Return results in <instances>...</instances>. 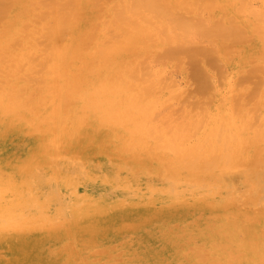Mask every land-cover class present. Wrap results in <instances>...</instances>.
<instances>
[{
  "label": "bare ground",
  "instance_id": "bare-ground-1",
  "mask_svg": "<svg viewBox=\"0 0 264 264\" xmlns=\"http://www.w3.org/2000/svg\"><path fill=\"white\" fill-rule=\"evenodd\" d=\"M37 1L39 3L36 1L33 3L32 0L31 3L34 4L32 5L26 0H0V56L11 58L14 56V49L16 48H23L25 50L29 48L32 50L34 47H36V42L37 46L39 43L40 46L47 44V46L45 45L46 47H37L40 50L39 53H41L42 57L43 55H46L45 52L47 50V62L45 61L39 63L42 57L37 59L34 56V52L33 56L35 59H32L35 60V62L32 61V59L27 58V56L26 58L32 61V64L33 62L36 63V65L46 63L45 65L42 64L45 66V68L41 65L44 71L38 68L40 74L42 75L41 79L44 80L46 77L48 83L47 91L44 93L45 96H41L40 99H46L48 98L47 96L50 97V100L46 102L44 101L47 104L43 105V107L41 106V109H43L48 114L46 115V121L45 119L41 121L40 119L42 118L39 119V121L43 124H45L43 121L48 122V126L42 128L40 127L44 137L41 138V141L39 140V143L37 142L38 140H36L33 142L36 144L30 145V143L29 145L26 144L27 146H25L23 144H14L15 142L12 143V141L9 140L8 134H10L13 129L17 131V127L15 126L17 123H14V121L17 120L15 119L16 116L14 117V114L24 110H29L30 113L32 110H30L31 107H37L33 105L36 102H33L32 98H35V96L38 94L34 96L36 93H34L32 90L34 94L31 91L30 94L32 93L31 96L33 97L29 96V99L26 102H19L20 98L24 95V93H21L22 96L19 95V91L22 86L19 88V90H17L16 87L13 90L10 89L9 93L8 91H3V93L0 92V121L3 123L2 128H4L0 129V264H91L92 262L89 260V252L93 254L96 252V250L93 253L90 250L97 244L99 245L102 242L108 241L111 235H116L119 237L122 236V238L125 239L124 241L126 245L131 249L130 251H132L138 258L137 264H264V200L262 201L260 197V192L264 191V148H262L264 146L262 144V146H260L261 149L257 148L256 146L258 145L257 143H263L262 141L264 140V128L262 126L264 124H260L264 121V89L261 91L262 89L260 90L259 88H253L255 84L256 86L257 84L261 83L263 85L264 82V9H261L260 7L253 8V4L250 3H253V1L248 2L249 0H237L240 3L242 2V5L246 4L244 5L247 8L246 10L252 12L253 14L251 13L249 15L238 16L237 18H235V16L232 14V16H229L231 17L230 19L227 16L228 8H226V12L221 10V13H223V15L225 14L224 17H228L229 19H222L221 17H223V15L221 17H215L214 11V13L212 12L214 15L210 13V15L207 16L205 13L207 10L211 12L212 9H220L222 4L217 0H129L128 3H125L124 9L121 8L122 10L120 12L114 10L113 13L112 11V13L115 14V19H112L114 23L112 20L110 21L109 19H106V23L108 22L109 24H107L108 27L106 28L103 26L106 24L104 23L105 18L103 19L104 22L103 20L101 21V23H104H102L103 25L101 24V26L105 27L106 29H110L109 26H111L112 30H114V28L117 30L112 33L115 36L113 35V37H111L109 34L110 39L108 37V39H106L107 42L108 40H111L112 43L110 42L108 45L107 42L105 43L106 40L103 41L101 39L100 41H102L103 45L99 48L97 46L92 48L91 45H93L97 39H93L91 37L88 38V36H90L88 33L93 29V32H95L98 27L100 28V22L98 23L99 26L96 28L95 26L88 27L91 20L89 21L84 17V14L86 13L85 8L88 7V1L64 0L63 2H59V0H54L55 4L52 3L53 0ZM55 1H57V3ZM227 1L229 3V0ZM259 1L264 4V0ZM26 2L30 3L33 7L38 3L35 7L36 9H38L41 5L46 6V11L40 7L38 13L32 7L31 8L35 11L34 13L32 12V9H29L32 13L30 16L34 14L37 15L36 17H41H38L37 19L33 15L35 20L34 18H29L32 22H30V20L26 21L30 25L26 22H23V15L26 13L25 11H29L25 10L27 6ZM48 3L57 5V8L56 6L51 7L52 4L49 5ZM225 3L226 2H223L222 8L224 7ZM62 4L64 9L69 6L68 9H71V11L69 12L67 9H65V13L62 11L64 13L63 14L60 11L63 9ZM71 4L73 5V8L75 5L76 9H72ZM231 4L232 3L230 2V5ZM99 5L98 6L100 8L103 4ZM203 5L208 7L205 8ZM13 7L15 9H13ZM51 8H53L52 11L54 8H56L57 11L50 12ZM181 9H184L185 12H180ZM242 9L245 10L244 7ZM176 10H178V12H173ZM241 11L242 10H240V12ZM248 11L247 14L249 13ZM45 12L49 13L46 14ZM29 13H26L25 15L27 16ZM188 13H193V15L189 17ZM110 14L107 13L105 15L106 17H109ZM91 15H89V17ZM98 15L99 14L97 13L96 16L98 17ZM51 16H53L54 20L53 18L51 19ZM232 17L234 18L232 19ZM44 18H48L46 19L47 24L45 21L43 23L41 22L42 19L45 20ZM49 18L52 22L49 21ZM93 18L95 17L93 16ZM101 18L102 17L99 19L101 20ZM36 20L38 21L39 26L41 25L40 28H38V25V27H36ZM158 20H160V22L164 21L163 25L156 24L155 26V28H158L157 30H159L158 33L160 36H158V38H162L161 40L164 42L163 37L166 35L168 37L166 41L170 42L168 40H171L173 43L171 42V46L168 47L163 45L166 46L165 49L163 47L164 51L159 47L157 51L160 52V50H162L163 53L161 51L162 54L160 56L157 54V57H154L155 59L153 58L152 61L150 60L152 62V65L150 64V66L147 64V60H149V56H147V47V57L145 56L146 61L145 58H143V61L146 63H139L141 60L138 61L139 64L133 62L134 60L132 61L131 57L137 53L135 46L139 41H142V36H144V33H142L141 30L147 31L149 27H147L145 24L151 23L152 25H155L153 21ZM31 23L35 24L33 25ZM91 23L93 24V22ZM96 23L97 22L95 21V24ZM30 26L38 28V30L35 28L34 30L32 29L33 31L37 32H35L37 35H34L35 33L33 32V34L31 32L32 30L30 29L32 27ZM28 28L30 29L28 30ZM41 29H46L44 30V32L46 31V34L42 32ZM24 31L25 35L27 34V37H24ZM150 31L148 30L147 32ZM20 32L24 36L20 34ZM39 32L41 33V36H39ZM115 32L116 34L118 33L117 35H119L118 39H116L117 35ZM153 33L155 32H152V34ZM18 34L20 36L22 35L24 38L18 39ZM162 34L164 36H162ZM42 36L45 40L42 38V40L39 39ZM95 36V38H97V35ZM152 36L154 37L155 34ZM152 36L150 35L148 37L150 40L152 39L153 42L154 40L156 41L157 37L154 39ZM26 38L28 41L29 39L34 40H31L32 43H30V41L27 42L28 45H31V47L26 45ZM113 39L116 42H114ZM144 40L146 41V39ZM100 41H97V45L100 43ZM143 43L148 44V41H143ZM154 47L155 46H153V48ZM137 48L140 49L139 47ZM41 49L44 50V53L41 51ZM29 53L30 52L26 53V55H30ZM153 54L155 55L156 53H152V55ZM35 55L41 56L40 54ZM152 55H150V59ZM1 57L0 59H3ZM19 57L17 56V58ZM141 57L142 56H140V58ZM10 58L6 59L8 60ZM13 58L11 60H13ZM15 58L13 60L14 62H20L19 64H22L23 61L21 62ZM26 58H24L25 62ZM184 58H186V60L187 58L188 60L190 59L189 61L192 62L194 67L193 77L195 81H193L197 83V89L194 88L196 89V94H194L195 91H193L194 93L191 92L190 94L188 92L187 94H193L191 98L195 96L193 97L194 99L197 98V92L202 94V92L208 90L205 88H207V84L209 82L210 85L213 82V86L215 85L216 87L218 84L222 85L220 84L222 83V78L220 80V77L218 76L224 77L226 79V75L228 73L227 70L223 71L220 69L219 74L217 72V74H204L206 69H204V72L202 71L203 65L201 67L202 69L200 68L202 63H204V65L206 64L207 67L212 69L214 68L213 70L219 69V66H222L223 64L224 66L222 68L224 69L226 64L227 68L230 67L229 73H233L232 76H228V80L232 79L229 80L231 81V84H234L233 81L235 77L238 79L240 74L242 76L244 75V73H239V75H237V73L234 71V69L240 68L239 64L243 66L253 63V66H251L252 69H250V67L247 71V67L245 68L248 72H245V74L247 73L246 77L245 75L240 77V79H244L241 81L239 79L240 82L236 79V83L238 82L237 84L239 86H241V84H245V86L248 87L250 84H252L251 86H253V89L251 88L252 90H250L249 86V92H246L248 90L245 91L244 89L243 92L245 93L243 94V92H240V94L237 91L239 88H233V90L236 89L238 92L235 93L238 95L240 94L241 96H238V98L237 95L235 96V94L232 92L234 100L232 99L231 101H233V103L235 102V105L232 106V104H229V108L226 107L225 109L224 107L223 112H221L222 110L220 108L222 105L219 106V110H221L219 112H221L223 115H217L219 117L225 118L224 120L227 122L222 121L223 123H232L235 121L233 118V116H235L233 112L240 108L242 111V108L244 107L246 112H243L242 116H244V114L247 115V119L245 122H243L240 117L241 115L239 116L237 114L238 117H240L239 120L241 119L242 121V123L239 121L242 124V127L240 126V123H238V127L234 122V125L229 124L231 127H228L229 125L223 126L222 123H219L220 126L217 128L218 125L216 124L218 122L214 124L213 127L216 128L209 130L208 133L212 132L210 135L216 137L217 141H220L222 134L225 135L228 134V132L230 133V138L227 137L228 135H222L225 138L222 137L223 139H221V143L218 142V145L221 144L220 146L215 143V140L212 141L209 138L210 135L207 137V139H210V141L216 144H214V147L218 146L217 148H213V146L210 147L211 142L207 141V139L203 137L202 139L200 138L201 140L197 141L198 143L190 142V138H192L193 134L196 135L198 130L202 131V127L198 126L199 121L197 118L194 119L198 121L197 123L196 121H193V124H190L188 127L183 126V132L179 130L181 131L179 133L171 132L172 128L170 130V126L172 125L169 124V129H167V126L164 125V128H166L168 131H165L163 126H161L164 129V133L159 131L161 132V137L159 138L160 141L156 139L159 143L157 142L155 144L156 149H153L154 153L143 152L142 149L146 150L147 146H145L144 137H142V134L148 121H153L149 117L152 111V98L155 97L157 92H160L164 87L165 88L163 90H166V88L171 83L170 80L173 79L176 81V85L179 83V80L174 79L173 74H179L178 71L181 69L178 66H181V64H175V66H177L174 67V69L177 68L178 71L176 72V70L172 69L174 71L172 74L173 76L171 75L172 72H168V74H166L167 76L170 75L169 78L172 76L170 79L168 78V82H165L166 75L161 73V76L164 75V83L161 81L162 78L159 80L161 76L158 77L159 79H156L157 77L155 75L157 72V75H159V73L163 71L162 69H165L163 66H166V62L168 60L183 59V61H185ZM219 59L221 62H219ZM260 59L261 62L257 63V61H260ZM37 60H39V62ZM171 60L169 62H171ZM150 61H148V63ZM217 62L222 64L218 65ZM7 63L3 64V71L5 70L4 68L7 67L6 70L11 72V70H13L12 67L16 66L15 64L10 63V67L12 68L10 69L9 64ZM26 63L29 65V62ZM175 63L178 62L175 61ZM6 64L8 66H6ZM24 66L25 64L23 67ZM157 66L159 69L160 66L163 67L160 69L161 71ZM27 67L30 69L31 67L33 68V66ZM1 68L2 67H0V70H2ZM21 68H19L18 65V67L15 69L19 71V73L17 71L15 72H17V74H21ZM186 68L187 67H185V69ZM45 69L48 71V77L42 73L46 72ZM3 71L0 72L3 73ZM32 71H34V69ZM240 72H242V69ZM186 73L188 72L186 71ZM234 73H236L237 76H234ZM27 74L30 75V78ZM188 74L186 76H188ZM5 75L7 74L5 73ZM9 75L14 77L12 73H9ZM24 75H27L26 77L29 79H24L25 77L18 75L20 76L19 79L22 77V81L28 80L27 82L29 83L34 80V82L32 81L31 86L33 84H38L37 82H40V84L43 82L37 78V75L36 77L33 74L31 75V73H26ZM149 76L152 77V81L156 80V84L153 82V85H151L152 81H150L151 77ZM154 77L156 78L154 79ZM4 79L5 78L1 79L2 82L6 81ZM191 79L188 78L189 81ZM208 79L212 82L208 81ZM254 79L258 80V82H252ZM8 80H11V78L9 79V76ZM157 80L159 83H157ZM147 81L149 82L147 83ZM174 81L171 83L172 85L169 86L170 88H167V91H170L168 92L170 94V102L171 100L175 99V96L171 97L173 95L172 93H174V90L172 89ZM218 81L219 83L217 84ZM242 81H244V83H242ZM20 82L21 81L19 80V83ZM149 83L150 85H147ZM246 83H249V85ZM2 84L4 85V83ZM158 84L160 86L163 85V87H160ZM165 84L168 85L165 86ZM181 84H178L179 87L173 86V88L177 89L176 91H178ZM190 84L193 85V83ZM184 85L187 86L186 84ZM210 85L208 86L209 88ZM216 87L214 89H216ZM261 87L262 86H260V88ZM29 88H27V90ZM22 90L24 89L22 88ZM12 91L14 93H12ZM180 91L182 90H179L178 93ZM212 92H214L213 89ZM178 93L175 92L174 95H178ZM182 95L186 94H179L178 96L180 97L176 96L175 100L177 101V97L178 99H181ZM222 95L219 96L221 104L224 103V97H222ZM234 96L236 98H234ZM214 97L215 95L213 96V99H215ZM241 97L242 99H240ZM12 98L19 100L15 101V103H12ZM167 98L169 100V97H166L165 99ZM146 99H149V102ZM155 99L156 100H154V103H156V101L160 98L157 99L155 97ZM200 99H197V101H200ZM239 99L241 100L240 103L238 102ZM168 100H164L167 102V108L165 106L166 104L163 105L164 108L161 105L164 110L170 109L172 112V110L176 109L177 112H181L178 110L179 105H177V107H175L176 104L172 105L174 106V109L171 108L172 106L169 107L172 102L169 104ZM182 101L185 102V99L183 98ZM182 101L179 102L181 103ZM211 101L214 100L211 98L210 101L207 100L204 102V99H201V102L204 103H201L200 106L198 104L196 106L195 104H192L194 105L192 107H200L202 110H205L206 105L209 104L207 102L211 103ZM190 102H187L188 104L186 103L184 105H191L189 104ZM249 102H252V104L253 102L256 103L253 105L252 109H250V106L247 104ZM245 104L247 105L244 106ZM158 105L157 108L161 109V107H158ZM236 105H240L238 109L235 108ZM186 106H180V108H185ZM215 106L218 107V105ZM186 108L190 115V112L193 109H191V107ZM188 108L191 110L189 111ZM208 108L209 107H207L206 111ZM232 108L235 110L233 111ZM195 109L196 108H194L193 113L196 112ZM201 109V112H196V117L197 114H199L198 117H203L202 113L204 114V117H208L210 115V112L209 115H206L208 112L206 113V111H202ZM176 110H174V112ZM231 110L233 112H231ZM153 111L156 112V114H154L155 112L152 113L154 114V117L160 112V110L159 112L157 110ZM188 112L184 110V113H181L184 115L188 114ZM33 114L37 116V113ZM161 114L159 113L158 115L161 116ZM189 115H185V121H182L184 125L186 124V119L189 117ZM193 115L195 117V114ZM213 115L216 116L215 113ZM22 116H20L18 120H20ZM86 116L92 120H89L88 124L86 122L88 120H86ZM169 116H172L169 119L170 121L171 119H174L173 116H175V118L180 117L176 114H168V117ZM194 117L191 116V119ZM245 117L246 116H244V118ZM180 118H178V120ZM210 118L207 119L210 120ZM24 119L25 118H23L24 122L28 120V118L25 120ZM191 119H188V121H191ZM162 120L163 119H161L160 122ZM221 120L222 119L219 121ZM21 121H17L19 125L22 124L23 121ZM200 121L201 123L202 121L205 123L206 120L200 118ZM160 122H158V125L156 122L157 130H159L158 126ZM172 122L174 124V121ZM175 122H177V120ZM104 123L106 126L108 125L110 129L112 127L114 130H116L115 133H112V137L117 141L115 146L113 145L114 148L112 146L114 150L106 149L108 146L105 145V142L108 139L111 141L112 138L110 137V131L112 129L108 132H104V130L100 132ZM179 123L180 122L178 121V124ZM164 124L167 123L165 122ZM258 124L260 128L258 127ZM33 126L37 127L36 131L38 133V128L41 125L39 124L37 126L34 124ZM180 127H182V125H180ZM196 127H200V129ZM256 127L259 128L256 135H259L260 138H256L259 141L255 140V142L253 139L255 138L253 137L255 135H251L253 137L251 138L250 134L248 135L245 132L250 129H254L252 131L255 133L257 129ZM174 128L175 127L173 125V130ZM207 128L210 129V127ZM82 129L85 130L84 133L78 135V132ZM237 129L239 130L238 133ZM157 130H154L153 128V131L158 133ZM224 130L227 132L225 133ZM32 133L34 135V132ZM145 133L148 134L147 132ZM207 135L208 134L206 133V136ZM32 136L30 138H32ZM153 136H151L152 140L156 137L154 136L153 138ZM213 136L210 137L214 138ZM151 138L149 135V139ZM145 140L147 141L148 139ZM148 142L150 141L148 140ZM8 143L10 145L12 144V146H9ZM134 150L136 151L131 156H128V154ZM123 155L128 156V158L123 157ZM70 158L81 159L90 164H93L94 162L98 163L102 160L101 158H105L111 161L112 165L121 163L126 167V169L131 171L141 168L145 170H155V172L161 171L168 176L167 178L169 180L175 182L176 187H182L183 185L187 184L193 185L195 187V193L182 199L177 195L174 199L180 200H174L166 207L158 206L153 202L143 206L139 202L136 203L134 201L133 203H130L123 200L115 202L114 204H108L105 202V204L94 206L92 204L85 203L80 206L68 207V204L70 203L68 200L69 197L67 193L63 191L62 182L58 181L59 184L57 186L55 185L54 190L49 192L48 185L45 184V181H42L40 185L41 192L34 194L35 200L32 201L31 199H28V197L26 198L27 189L32 188V180L28 179V177L30 178L35 174L37 170L36 168L44 169L47 173H49L50 177L52 176L57 180L58 177L61 176V173H67L66 176H62L64 180H62L63 184L66 185L75 183L73 177V172L75 169L64 167V165L69 162ZM153 163H155V166ZM212 178L221 181V183L226 186L224 188H228L229 186L233 187V192L230 191L231 194L229 195L219 193L217 194V200H214L213 195L211 197L208 195L209 193L206 194L204 192V189L210 185ZM214 183H216V181ZM232 183L235 184V186H233ZM184 188L187 189L188 187ZM121 193L124 194V192ZM124 196L126 195L124 194ZM240 196L241 198H244V202H241L242 200L239 198ZM34 202L38 204L40 209V214L38 215H32L30 213L36 209ZM50 207L53 208L59 215V218L54 220L57 222L53 224L48 222L49 213L47 209ZM22 211L29 214H27L24 218L21 216V219L20 213ZM121 242L122 241L120 240V243ZM198 246L205 247L203 248L205 249V254L199 253L201 250H197ZM99 250L96 253H98ZM120 252L122 253L123 250ZM120 252L118 253L119 255L121 254ZM206 252L208 253L207 255ZM95 259L96 258H94V260ZM116 259L119 260L118 258ZM104 261H102V263ZM111 264L113 263L111 262Z\"/></svg>",
  "mask_w": 264,
  "mask_h": 264
},
{
  "label": "rangeland",
  "instance_id": "rangeland-1",
  "mask_svg": "<svg viewBox=\"0 0 264 264\" xmlns=\"http://www.w3.org/2000/svg\"><path fill=\"white\" fill-rule=\"evenodd\" d=\"M27 2H30L31 3V1L32 0H26ZM34 1H36V2H38L37 0H33V3H34ZM50 1V0H49ZM48 1V2H49ZM52 1V0H51ZM60 1H64V0H59V2ZM66 1V0H65ZM88 1V2H87ZM93 3H92V2ZM105 1H106V3H105ZM101 0V1H99V0H86V2H87V4H88V7H86L85 8V14H84V17L87 19V20H91L90 22H89V26L88 27H94L95 26V28L96 27H98L99 25H98V23L100 24V28L98 27L97 28V30L95 31V32H93V30H92V28H91V30L92 31H90L89 33H88V35L90 34V36H88V38H93V39H97L96 40V42L95 43H93V45H91V47L92 48H95L96 46L99 48L100 46H102L103 45V43H102V41H100L101 39L103 40V41H105L106 39H108L110 36L111 37H113V35L114 34H112V33H114V31H117V30H115V28H114V30H112V28H111V26H109L110 27V29H106L107 27H108V22L106 23V19H109L110 21L112 20V19H115V14H113L114 13V10H116L117 12H120L122 9H124V7H125V3H128L129 2V0ZM189 1H192V0H189ZM195 1V0H194ZM217 1H219V3H221L222 5H221V7H220V9H218V8H216V9H212V7H211V12H209L207 9H205V10H207V11H205V13H206V15L207 16H209L210 15V13H212L213 11L215 12V17H221L222 15H223V13H221L222 11L221 10H226V8H228L227 10H228V12H227V16L229 17V16H232V14H233V16H235V18H237L238 16H244V15H249V14H251L252 12H249L248 10H246L247 8H246V6H244V5H246V4H244V5H242V2L240 3V2H238L237 0H235V2H234V0H233V2H232V0H229V3H228V1L227 0H225V1H223V0H217ZM239 1H241V0H239ZM243 1V0H242ZM244 1H246V0H244ZM248 1V0H247ZM250 1H253V3L252 2H250ZM26 2V8H25V10H29V9H32V8H34V10L38 13V10H39V8L41 7V9H45V11H46V6H43V5H41V3H40V7H39V5H38V9H36L35 7H36V5L39 3H37L34 7L32 6V5H34L33 3H27ZM35 2V3H36ZM56 3H57V1H55ZM58 2V3H59ZM90 2V3H89ZM223 2H226L225 3V5H224V9L222 8V6H223ZM230 2L232 3L231 5L233 6H231L230 5ZM248 2H250L251 4H253V8H261V9H264V4H262V2L261 1H259V0H249ZM53 4H55L54 3V0H53V2H52ZM51 3V4H52ZM69 3V2H68ZM239 5H237V4ZM245 3V2H244ZM49 4V3H48ZM48 4H47V8H48ZM51 4H49V5H51ZM51 5V7L52 6H56V8H57V5ZM60 4V3H59ZM94 4V5H93ZM97 6H96V5ZM99 4H103L100 8H99ZM256 4H258V5H256ZM65 5V4H64ZM72 5V4H71ZM91 5H93V6H91ZM99 5V6H98ZM242 5V6H241ZM59 6V5H58ZM61 6V5H60ZM66 6H67V2H66ZM87 6V5H86ZM204 6V5H203ZM225 6H227V7H225ZM256 6H258V7H256ZM262 6V7H261ZM30 7V8H29ZM32 7V8H31ZM44 7V8H43ZM69 7V6H68ZM68 7L67 8H65V9H67V11H71V9L69 10L68 9ZM72 7V9H76V7H75V5H74V8H73V5L71 6ZM91 7H93V8H91ZM114 7H115V9H114ZM205 7V6H204ZM206 7H208V6H206ZM205 7V8H206ZM244 7L245 8V10H243L242 8ZM56 8H54V12L55 11H57L56 10ZM62 8H63V4H62ZM109 8H110V10H109ZM122 8V9H121ZM181 8V7H180ZM187 8V7H186ZM231 8V9H230ZM236 8V9H235ZM240 8V9H239ZM13 9H15L14 7H13ZM40 9V10H41ZM52 9L53 8H51V11L50 12H53L52 11ZM58 9H59V7H58ZM61 9V8H60ZM64 9V8H63ZM60 10L61 12L62 11H64V13H65V9L64 10ZM93 11H91V10ZM97 9H99V10H97ZM101 9V10H100ZM120 9V10H119ZM209 9V8H208ZM217 9H218V11H217ZM230 9V10H229ZM24 10V11H25ZM33 9H32V12L34 13L35 11H34ZM87 10V11H86ZM240 10H242L241 12H240ZM23 11V12H24ZM30 11V10H29ZM29 11L27 12V11H25L26 13H29ZM112 11H113V13H112ZM183 11V12H182ZM220 11V12H219ZM247 11L249 12L248 14H247ZM24 12V13H25ZM40 12V11H39ZM43 12V11H42ZM60 12V13H61ZM105 12H107V13H111L110 14V18L109 17H106V15L105 14H107V13H105ZM173 12H178V10H176V11H173ZM180 12H182V13H184L185 12V10L184 9H181L180 10ZM209 12V13H208ZM219 12V13H218ZM226 12V11H225ZM224 12V13H225ZM233 12V13H232ZM25 13V14H26ZM46 13V12H45ZM49 13V12H48ZM48 13H46V14H48ZM63 13V12H62ZM63 13V14H64ZM93 13V14H92ZM97 13L99 14L98 15V17L100 18V17H102L101 18V20L96 16L97 15ZM105 15H103V14ZM116 13V12H115ZM240 13V14H239ZM23 15V17H24V23L26 22V21H28V20H30L31 18L33 19L34 18V20H35V17L37 16V15H34L35 17H33V15H31L30 16V14H32L31 13V11H30V13L29 14H27V16L26 15ZM36 14V13H35ZM42 14V13H41ZM45 14V15H46ZM51 14V13H50ZM96 18H93V16ZM189 14V17H191V15H193V13H188ZM211 14V15H212ZM253 14V13H252ZM28 15H29V17H28ZM52 15V14H51ZM89 15H91L90 17H89ZM212 15V16H213ZM41 16V15H40ZM49 16V15H48ZM47 16V17H48ZM108 16V15H107ZM225 16V14L223 15V17ZM252 16V15H251ZM25 17H27V18H25ZM39 17V16H38ZM38 17H36L37 19H38ZM42 17H43V15H42ZM45 17V16H44ZM221 17L222 19H231V17ZM30 18V19H29ZM39 18H41V17H39ZM53 18V16H51V19ZM105 18V22H104V19ZM234 17H232V19H233ZM45 20H41V22L43 23L44 21L46 22V24H47V20L46 19H48V18H44ZM51 19L49 18V21L50 22H52L51 21ZM95 19V20H94ZM98 19H99V21H98ZM53 20H54V18H53ZM103 20V22L104 23H106L105 25H103L102 23H101V21ZM37 21V20H36ZM35 21V22H36ZM95 21L97 22L96 24H95ZM30 22H32L31 20H30ZM49 22V23H50ZM91 22H93V24L91 23ZM112 22L114 23V21L112 20ZM111 22V23H112ZM154 23H155V25H152L151 23H146L145 25L147 26V27H149L148 28V30L150 31V32H147L146 30H141V32L142 33H144V36H142L143 38L141 39L142 41H139L137 44H136V46H135V49L137 50L136 52L137 53H135V55L134 56H132L131 57V60L133 61V62H135V63H137V64H139L140 62H143V63H146V62H144L143 61V58H145V61H146V57L147 56H149L150 57V55H152V53H156L153 57L151 56V59L148 57V59L149 60H147V64H149L148 66H150V64L152 63L151 61H152V59L156 56L157 57V54H158V56H160L162 53H163V51H164V49H165V47L167 46H171L170 45V43L172 42L171 40H168V41H170V42H167L166 41V39L168 38L166 35V38H165V36L162 34V36H164L163 38H164V42L161 40V39H159L158 38V36H160V34L158 33L159 32V30H157L158 28H155V26H156V24H159V25H163V22L164 21H161L160 22V20H158V21H153ZM26 23H28V22H26ZM42 23H40V24H42ZM161 23V24H160ZM29 24V23H28ZM31 24H35V23H31ZM101 24L103 25V26H105V27H103V26H101ZM108 24V25H107ZM24 25H26V24H24ZM30 25V24H29ZM39 26V24H38V21L36 22V27H38ZM44 25H45V23H44ZM111 25V24H110ZM28 26V25H27ZM27 26H25V27H27ZM154 26V27H153ZM158 26V25H157ZM30 27H32V26H30ZM41 27V25L38 27V28H40ZM43 27V26H42ZM34 28L35 27H32L31 29L30 28H28V30L30 29V30H34ZM38 28H35V29H37L38 30ZM43 29V28H42ZM41 29V30H42ZM99 29V30H98ZM27 30V29H26ZM31 31L32 33L34 32H36V31ZM44 30H46V29H44ZM44 30H42V32H44ZM152 30H154V31H152ZM161 30V29H160ZM97 31H99V32H97ZM162 31V30H161ZM148 34H147V33ZM152 32H155V33H153V34H155V36L153 37L152 35ZM33 33V34H34ZM37 33V32H36ZM34 34V35H37V34ZM40 33V32H39ZM38 33V34H39ZM45 34H46V31L44 32ZM43 33V34H44ZM106 33V34H105ZM20 34H22L21 32H20ZM24 35H25V31H24V33H23ZM22 34V35H23ZM42 34V35H43ZM99 34V35H98ZM109 34H110V36H109ZM112 34V35H111ZM115 34H116V32H115ZM118 34V33H117ZM116 34V35H117ZM145 34H147V35H145ZM172 34V33H171ZM170 34V35H171ZM19 35V34H18ZM17 36L18 37V39L19 38H24V37H27L26 35L23 37V36ZM93 37H92V36ZM95 35H97V38H95L96 36ZM102 35V36H101ZM152 36V38H154V39H156L155 37H157V39H156V41L154 40V42L156 43H154L153 42V40L151 39L150 40V38L148 37V36ZM174 35V34H173ZM39 36H41V33H40V35ZM105 36V37H104ZM115 36V35H114ZM118 36L119 35H117L116 36V39H118ZM34 37V36H33ZM45 37V36H44ZM102 37V38H101ZM108 37V38H107ZM36 38V37H35ZM38 38V37H37ZM43 39V36L42 37H40L39 39ZM41 39V40H42ZM110 39V38H109ZM112 39V38H111ZM115 39V38H114ZM113 39V41L114 42H116L115 40ZM144 39H146V41L144 40ZM31 40H33V39H31ZM31 40L29 39V41H30V43H32L31 42ZM36 40V39H35ZM38 40V39H37ZM43 40H45V39H43ZM48 40V39H47ZM19 41V40H18ZM25 41H26V45L27 46H30L31 47V45L29 44L28 45V43L27 42H29L28 40H27V38L25 39ZM34 41V40H33ZM49 41V40H48ZM97 41H100V43H98V45H97ZM118 41V40H117ZM143 41L144 42H147L148 41V44H146V43H143ZM36 42V41H35ZM34 42V43H35ZM50 42V41H49ZM107 42V40L105 41V43ZM112 43V41L110 40H108V45H109V43ZM151 42V43H150ZM155 44H153V43ZM158 42H159V44H158ZM33 43V44H34ZM44 43V42H43ZM43 43H41V44H43ZM168 43V44H167ZM173 43V42H172ZM171 43V44H172ZM40 44V43H39ZM38 44V46H37V42H36V47H32L33 49L31 50V49H23V48H16V49H14V51H15V54H14V56L17 58V56L19 57V56H23L22 57V59H21V57H19V58H17L19 61H23L22 62V64H19L18 62H14L13 60H14V58L13 57H1V58H3V59H0V61H1V64H0V67H2L1 69L2 70H0V71H3V64H5V63H7V64H9V68L10 69H12L13 68V70H11V72H9V70H6L7 69V67L6 68H4L5 70L3 71V73H1L0 74V80L2 79V78H5L4 80H6V81H4V82H2V80L0 81V86L1 85H3L2 83H4V85L3 86H1L0 87V90L1 89H4V90H1L0 92L1 93H3V91H8V93L10 92V89H15V87H16V89L17 90H19V88H21V86H22V88L24 89V90H22V88L20 89V91H19V95H21L22 96V94L21 93H24V95L20 98V100H19V102H26V101H28V99H29V96L30 97H33V96H31L32 95V93H33V91H34V93H36V94H34V96L35 95H37V96H35V98H32V99H30V100H32L33 102H36L35 104H33V105H35V106H37L36 108H33V107H31L30 108V110H31V112H32V114H31V112L29 113V110L28 111H26V110H24V111H19V112H17L16 114H14V117L16 116H18L17 118L15 117V119L17 120V121H23V118H25V119H27L28 118V120L26 121V122H22V124H20L19 125V123L17 122V121H14V123H17V125H15L17 128V131L15 130V129H13L12 130V132L10 133V134H8L9 135V140L10 141H12V143H14V144H23V145H25V146H27V145H29L30 143V145H34V144H36V143H33V142H35L36 140H38L37 142L39 143V140L41 141V138H43L44 137V134L42 133V129H40V127L42 128V127H46V126H48V122H45L46 121V118H47V116L46 115H48L43 109H41L42 107H43V105H46L47 103H45L46 101H48V100H50V97L49 96H47L48 98H41L40 99V97L42 96H45V94L44 93H46V91H47V87H48V83H47V78L45 77L44 78V75L45 76H47L48 77V71H46V69H45V71L46 72H42L44 75H43V78H44V80L43 79H41V77H42V75L40 74V72H39V70H38V68L40 69V70H43V67L45 68V66H43L42 64H46V63H42V64H38V65H36V63H34L35 62V60H33V59H35L34 58V56L38 59L39 57L41 58L42 57V55H41V53H39L40 52V50L38 49V48H40V47H44L45 45L47 46V44H44L43 46H40ZM50 44V43H49ZM140 46H139V45ZM114 45V44H113ZM112 45V46H113ZM163 45H166V46H163ZM33 46V45H32ZM45 46V47H46ZM111 46V45H110ZM153 46H155L154 48H153ZM38 47V48H37ZM137 47H139L140 49H138ZM146 47H147V56H146ZM159 47L160 48H162V50H160V52L159 51H157L158 49H159ZM163 47H164V49H163ZM38 50H37V49ZM43 49V48H42ZM41 49V51L43 52L44 50H42ZM45 49V48H44ZM151 49V50H150ZM155 51V52H153V51ZM161 51H162V53H161ZM23 52H26V53H28V52H30L29 54L31 55H26V53H23ZM32 52V53H31ZM35 54H40L41 56H39V55H35ZM44 53V52H43ZM16 54H17V56H16ZM33 54H34V56H33ZM45 54L46 55H43V57H45V58H39L40 59V62H39V60H37L39 63H41V62H45L46 61V57H48V53H47V50H46V52H45ZM138 54V55H137ZM149 54V55H148ZM234 55H235V53H234ZM26 56H27V58H29V59H32V61H34L33 62V64L35 65H33L32 64V61H30L29 59H27L26 58ZM138 56V57H137ZM140 56H142L141 58H140ZM146 56V57H145ZM155 57V58H156ZM6 58H10V59H6ZM13 58V60H11ZM15 58V59H16ZM24 58H26V62H29V65H28V63H26L24 60ZM154 58V59H155ZM5 59V60H4ZM21 59V60H20ZM29 60V61H28ZM139 60H141V61H139ZM151 60V61H150ZM171 60V59H170ZM170 60H168L166 63V66L164 65L163 67H165V69H162L163 67L162 66H160V69H162L163 71L162 72H160L159 73V75H157L158 74V72H157V74L155 75L156 77H154V79L156 78V79H159L158 77H160L162 74H164V75H166V74H168V72L170 73V72H172L171 73V75L174 73V71L173 70H176V72L178 71L177 70V68L176 69H174V67H176L175 66V64H181V66L179 65L178 67L181 69V70H179L178 71V73L179 74H173L172 76L174 77V79L175 80H179V83L178 84H181L182 82V84H181V86H180V88L178 89V91L179 90H182V91H180L179 93H178V91H176L177 89H175V88H173V86L175 87H179V85L177 84H175V82L176 81H174L173 79V81H174V85L172 86V89L174 90V93H172L173 95L171 96V97H173V96H175V99H176V96H178L179 94L181 95L182 93L183 94H186V95H182V97H181V99L179 100L178 99V97H180V96H178L177 97V101L175 100V99H173V100H171V102H170V94L168 93V92H170V91H167L168 89L167 88H170L169 86L170 85H172L171 83L173 82L172 80H170L171 81V83H170V85L166 88V90H161L160 92L158 91H156L157 92V95L155 96L157 99L158 98H160V99H158L157 101H156V103H154V100H156L155 99V97H153L152 99H153V101L151 102V108H152V111H151V114H150V119H152L153 121H150L149 119V121H148V123H147V125H146V127H145V129H144V131L145 132H147L149 135H150V138H151V136H156L155 138H154V136H153V140H152V138L151 139H149V135L148 134H146L144 131H143V134H142V137H144V143H145V146H147V149L145 150V149H142L143 150V152H150V153H154V150L153 149H156L155 148V144L158 142V140H159V138L161 137V132H163L164 133V129H165V131L167 130V129H169V127L168 126H170V125H172V126H170V130H171V128H172V133H174V132H177V133H179V132H183V129H184V127L183 126H186V127H188L190 124H193V121H196V123L198 122V126H201L202 128V131L200 130H198L197 132L196 131H194V132H196V135L195 134H193V136H192V138H190V142H197L198 140H201L202 139V137L203 138H206L207 139V137L212 133V132H210V133H208L209 132V130H211V129H215L216 127H213V125L214 124H216L217 122V124L216 125H218V127L217 128H219V123H222L223 124V126H226V125H234L233 124V122L235 123V125L236 126H238L239 127V124L238 123H242V121H241V119L243 120V122H245L246 121V119H247V115H245L244 114V116H246L245 118H244V116H242V113L244 112H246V110H245V108L243 107L242 109V111H241V108L240 109H238V107L240 106V105H242V104H240L239 106L238 105H236V107L235 108H237L238 110H235L234 108H232L233 109V111L235 110V111H237V112H233L232 110H231V112H233L234 113V115L235 116H233V118H234V120L236 121H233L232 123H223L222 121H225L224 119L225 118H223V117H219V116H217V115H223L221 112H223V110H224V107H225V109H226V107H228L229 108V106L232 104V106L233 105H235L234 103H233V101H231L232 99H233V94H235V96L237 95V97L238 96H241L240 94V92H243V90L245 89V91L246 90H248L249 89V86H250V90H252L253 88H259L261 91H263V89H264V82H263V85H262V83L261 84H257V86H256V84H255V86L253 87V86H251L252 84H250L249 85V83H246V84H248L249 86L248 87H246L245 86V84L243 85V84H241V86H239L237 83H236V79H237V77H235V79H234V81H233V83L234 84H231L230 82L231 81H229V80H232V79H229L228 80V76H232L233 75V73H229L230 72V67H226V64H225V67L227 68H225L224 67V69L222 68L223 66H224V64L222 65V66H219V69H215V70H213L212 68H210V67H207L206 66V64L204 65V63H202L201 65H200V68L202 67V65H203V69H202V71L204 72V69H206L205 70V72H204V74H207V73H209V74H212V73H218L219 74V70L220 69H222L223 71H228V73H227V77H226V79L224 78V77H221V76H218V77H220L219 79L221 80V78H222V80H221V82L222 83H220V84H222V85H219L218 83H219V81L217 82V84H218V86L216 87L215 85L213 86V82L211 81V80H209L208 79V81H211L212 83H211V85L213 86V88H212V86L210 85V88H212L213 89V91L214 92H212V89H210L208 86V84H207V88H205V89H208V90H205V92H202V94L200 93H198L197 92V94L199 95V97H198V95H197V98H193V97H195V96H193L192 98L194 99H192L191 98V96L193 95H187L188 94V92L191 94V92L192 93H194L193 91H195V93L194 94H196V89H197V83H195L194 81V77H193V71H194V67H193V64H192V62L191 61H189L188 60V58H187V60H186V58H184V60L185 61H183V59H172L171 60V62H169ZM220 60V59H219ZM11 61V62H10ZM138 61H139V63H138ZM148 61H150L149 63H148ZM175 61L176 62H178V63H175ZM189 61V62H188ZM14 62V63H13ZM31 62V63H30ZM37 62V63H38ZM47 62V61H46ZM219 62H221V60L219 61ZM219 62H217L218 63V65H221L222 63H219ZM261 62V59H260V61L258 60L257 61V63H260ZM10 63H13V64H15V66L16 67H10ZM18 63V64H17ZM25 64V66L23 67V65ZM6 64V66H8ZM27 64V65H26ZM31 64V65H30ZM171 64H173V65H171ZM253 64V63H252ZM252 64H249V65H243V66H241L240 64H239V67L240 68H237V69H234V71L237 73V75H239V73H244V75H245V77H246V74L248 73L247 71H248V68H250L251 66H253ZM256 64V63H255ZM2 65V66H1ZM18 65H19V68H21L22 69V72H21V74H17V72L19 73V71H17L15 68H17L18 67ZM22 65V66H21ZM43 67H42V66ZM152 65V64H151ZM163 65V64H162ZM187 65V66H186ZM27 66H33V68L31 67V69L29 68V67H27ZM140 66H143V65H140ZM147 66V67H148ZM207 68H206V67ZM146 67V66H145ZM158 67V66H157ZM185 67H187L186 69H185ZM247 67V68H246ZM178 68V69H179ZM247 69V71H246V69ZM34 69V71H32ZM158 69H159V67H158ZM159 69V70H160ZM173 69V70H172ZM239 69H240V71H241V69H242V72H240L239 71ZM250 69H252V67L250 68ZM171 70V71H170ZM245 70V71H244ZM15 71H17V72H15ZM28 71H30V72H28ZM44 71V70H43ZM158 71V70H157ZM161 71V70H160ZM166 71V72H165ZM186 71L189 73H186ZM209 71V72H208ZM8 72V73H7ZM13 72H15V73H13ZM165 72V73H164ZM184 73V75H183V73ZM245 72H247L246 74H245ZM5 73L7 74V75H5ZM9 73L11 74H13L14 75V77L13 76H10L9 75ZM26 74V73H31V75L33 74L35 77H36V75H37V78L38 79H40V80H42L43 82L40 84V82H37L38 84H33L32 86H31V83H32V81L34 82V80H30L31 82L29 83V82H27L26 80H24V81H26V82H24V81H22L23 79H21L22 77H25L24 79H29L30 78V75H28L29 76V78H27L24 74ZM46 73V74H45ZM162 73V74H161ZM216 73V74H217ZM236 73H234V76L236 75ZM3 74V75H2ZM23 74V75H22ZM146 74V73H145ZM188 74V76H186ZM18 75H20V76H22L20 79H19V77L20 76H18ZM163 75V76H164ZM192 75V76H191ZM236 75V76H237ZM243 75V76H244ZM260 75V74H259ZM5 76V77H4ZM6 76H7V78H6ZM8 76H9V79L11 78V80L9 81L8 80ZM17 76H18V78H17ZM34 76H33V79H34ZM163 76H161L160 77V79L159 80H161V78H162V83H164L163 82ZM169 76L170 75H166V80H165V82L168 80V78H169ZM171 76V77H172ZM186 76V77H185ZM210 76V75H209ZM234 76H233V78H234ZM242 75L240 74V77H241ZM242 76V77H243ZM149 77H151V76H149ZM170 77V78H171ZM178 77V78H177ZM185 77V78H184ZM240 77L238 76V81H239V79H240ZM254 77H256V76H254ZM12 78H13V80H12ZM164 78V79H165ZM169 78V79H170ZM177 78V79H176ZM187 78V79H186ZM188 78L189 79H191L190 81L188 80ZM21 81L20 83H19V80ZM186 81H185V80ZM242 79H244V78H242ZM242 79H240V81L242 80ZM257 79V78H256ZM256 79H254V81L252 80V82H255L256 81V83L258 82V80H256ZM35 80H37V79H35ZM39 80V81H40ZM149 80V79H148ZM153 79H152V77H151V80L150 81H152ZM15 81V82H14ZM156 81V80H155ZM155 81H152V84L151 85H153V82L155 83ZM160 81V82H161ZM187 81H189L190 83H193V85L192 84H190L189 82H187ZM239 81V82H240ZM9 82V83H8ZM149 81H147V83H148ZM168 82V81H167ZM251 82V83H252ZM7 83V84H6ZM16 83V84H15ZM157 83H159V81L157 80ZM237 85H236V84ZM242 83H244V81H242ZM15 84V85H14ZM43 84H45V85H43ZM156 84V83H155ZM161 84V83H160ZM184 84H186L187 86H185ZM254 84V83H253ZM26 85H27V87H26ZM29 85H30V88H29ZM147 85H150V83L149 84H147ZM159 85V84H158ZM166 85H168V84H165V86ZM259 85V86H258ZM5 86H7V87H5ZM8 86H10V87H8ZM13 86V87H12ZM160 86V85H159ZM193 86V87H192ZM220 86H221V88H220ZM223 86V87H222ZM239 86V87H238ZM260 86H262L261 88H260ZM4 87V88H3ZM25 87V88H24ZM33 87V88H32ZM37 87V88H36ZM156 87H157V85H156ZM160 87H163V85H161ZM183 87H186V88H183ZM216 87V89H214ZM244 87H246V88H244ZM253 87V88H252ZM27 88H29L28 90H27ZM188 88V89H187ZM194 88H196V89H194ZM233 88H239L237 91L240 93L239 95L238 94H236L235 92H237L236 91V89L235 90H233ZM252 88V89H251ZM39 89V90H38ZM43 89V90H42ZM157 89H159V88H157ZM184 89V90H183ZM211 91H210V90ZM22 90V91H21ZM33 90V91H32ZM36 90H38V91H36ZM190 90V91H189ZM228 90H229V92H228ZM28 91V92H27ZM30 91L32 92L31 94H30ZM221 91V92H220ZM26 92V93H25ZM38 92V93H37ZM175 92L176 93H178V95H174L175 94ZM215 92H219L218 94L217 93H215ZM232 92H233V94H232ZM237 92V93H238ZM246 92H249V90L248 91H246ZM0 93V94H1ZM7 93V94H8ZM12 93H14L13 91H12ZM17 93V92H16ZM43 93V94H42ZM160 93V94H159ZM167 93V94H166ZM221 93V94H220ZM245 92H243V94H244ZM166 94V95H165ZM223 94V95H222ZM227 94V95H226ZM232 94V95H231ZM160 95V96H159ZM162 95V96H161ZM211 95H215V99H213V96H211ZM222 95V97H224V99H223V101H224V105L223 104H221L220 103V97L219 96H221ZM225 95H226V97H225ZM202 96V97H201ZM234 96V98H236ZM28 97V98H27ZM166 97H169V100H168V98L167 99H165ZM200 97H201V99H204V102L205 101H207V100H209L210 101V99L212 98V100H214V101H211V103L210 102H207V103H209V104H207L206 105V107H205V110H202L200 107H194V108H196L195 110H196V112L197 111H200V109L202 110V111H206V109H207V107H209L208 108V110L206 111V115H209V112H210V115L208 116V117H204V114L202 113V115H203V117L202 116H199L198 117V115L199 114H197V117H196V112L195 113H193L194 111V108L192 107V106H194V105H192V104H195V106L198 104L199 106H200V104L201 103H204V102H201V99H200ZM211 97V98H210ZM221 97V98H222ZM7 98V97H6ZM26 98V99H25ZM37 98V99H36ZM162 98V99H161ZM185 99V102H183L182 101V99ZM239 98V97H238ZM238 98H237V100H238ZM13 100H12V103H15V101H18V100H15L14 98H12ZM197 99H200V101L198 100L197 101ZM240 99H242V97L240 98ZM239 99V103H240V100ZM22 100V101H21ZM25 100V101H24ZM148 102H149V99H146ZM164 100H168L169 102V104H170V106L169 107H171L172 105H175L176 104V106L175 107H177V105H179L178 106V110H180L181 112H183L184 113V110H186V112H188L187 111V108L186 107H191V109H193L190 113V115H189V112H188V114H182L181 112H177V110L176 109H174L173 107L174 106H172L171 108H173L174 110H176L175 112H174V110H172V112H174V113H172L171 111H170V109H165V110H167V111H169V112H167V111H165L163 108H164V106L163 105H165L167 102H165ZM234 100V99H233ZM237 100H235V101H237ZM258 100H259V98H258ZM45 101V102H44ZM164 101V102H163ZM174 101V102H173ZM179 101H182L181 103L179 102ZM191 101V102H190ZM223 101H221V102H223ZM231 101V102H230ZM243 101V100H242ZM178 102V103H177ZM187 102H190L189 104H191V105H188V106H186V105H184V104H186ZM212 102H213V104H212ZM238 102H236L237 104H239ZM247 102V101H246ZM39 105H38V104ZM45 103V104H44ZM160 103V104H159ZM153 104H154V107H153ZM159 104V105H158ZM188 104V103H187ZM230 104V105H229ZM248 104V106H250V109H252V107H253V105H255L256 103L255 102H253V104H252V102L250 103H247ZM247 104H245L244 106H246ZM251 104V105H250ZM157 105H158V107H161V109L160 108H157ZM163 106V108H162V106ZM209 105V106H208ZM215 105H218V107L217 106H215ZM222 105V106H221ZM229 105V106H228ZM42 106V107H41ZM166 106V108H167V104L165 105ZM180 106H186L185 108L184 107H181L180 108ZM213 106V107H212ZM219 106H221L220 108H221V110H219ZM202 107V106H201ZM180 108V109H179ZM183 108V109H182ZM200 108V109H199ZM249 108V107H248ZM190 108H188V110L190 111L191 110ZM212 109V110H211ZM247 109V108H246ZM153 110H157L158 112H159V110H160V114H161V116L160 115H158L159 113H157V116H155L154 117V114H156V112L155 111H153ZM183 110V111H182ZM43 111V112H42ZM162 111V112H161ZM163 111H164V113H163ZM216 111H217V113H216ZM219 111H221V112H219ZM226 111V110H225ZM21 112V113H20ZM155 112V113H154ZM171 112V113H170ZM201 112V111H200ZM241 113V114H239V113ZM28 113V114H27ZM33 113H37V116L36 115H34ZM152 113H154V114H152ZM179 113H181V114H179ZM195 114V117H194V115L193 114ZM199 113V112H198ZM216 114V116H214L213 114ZM219 113V114H218ZM225 113V112H224ZM27 114V115H26ZM168 114L169 115H172V114H176V115H179L180 117H177V118H175V116H173V118L175 119H171V121L169 120L172 116H169L168 117ZM241 117V119L239 120V118L240 117H238V115ZM22 115H24V116H22ZM182 115V116H181ZM185 115L186 116H188L189 115V117L186 119V124L184 125V123H182V121L184 122L185 121ZM225 115V114H224ZM20 116H22V118L20 119V120H18L19 119V117ZM151 116H153V117H151ZM166 116H167V118H166ZM184 116V117H183ZM191 116L192 117H194V118H192L191 119ZM214 116V117H213ZM36 117V118H35ZM43 117H45V118H43ZM160 117H161V119H163L161 122H160ZM210 117H212V118H210ZM236 117H237V119H236ZM40 118H42V119H40ZM86 118V122H87V124H88V121L90 120V121H92L90 118H88V116H86L85 117ZM178 118H180L179 120H178ZM195 118H197V120H194ZM200 118L201 119H205L206 121H205V123H204V121H202V123H201V121H200ZM207 118H210V120L209 119H207ZM222 119L221 121H219L220 119ZM232 118V119H233ZM24 119V120H25ZM30 119V120H29ZM33 119V120H32ZM39 119L42 121L43 119H45V121H43L45 124H43V123H41L40 121H39ZM154 119H155V121H154ZM159 119V120H158ZM166 119H167V121H166ZM188 119H191V121H188ZM219 119V120H218ZM245 119V120H244ZM177 120V122H175ZM264 120V119H263ZM262 120V121H263ZM33 121V122H32ZM38 121H39V124L41 125V126H39V131H38V133H37V131H36V126L34 127L33 125L34 124H36L37 126L39 125L38 124ZM170 121V122H169ZM172 121H174V124H173V122ZM178 121L180 122L179 124H178ZM240 121V122H239ZM152 123V125H151V123ZM155 122V123H154ZM156 122H157V125H158V122H160L159 123V126H158V129L159 130H157L156 128H157V125H156ZM167 123V124H164V123ZM192 122V123H191ZM225 122H227V121H225ZM28 123V124H27ZM90 123V122H89ZM209 125H208V124ZM240 123V124H241ZM31 124H32V126H33V128H32V126H31ZM151 126H150V125ZM161 124V125H160ZM170 124V125H169ZM176 124V125H175ZM177 124H178V126H177ZM244 124V123H243ZM255 124H257V123H255ZM261 125L262 124H264V121L263 122H261L260 123ZM3 123L0 121V129H4V128H2L3 126ZM164 125L165 126H167V129L166 128H164ZM173 125H174V127L178 130H176L175 128H174V130H173ZM180 125H182V127H180ZM206 125H208V126H205ZM228 126V127H231V126ZM24 126H26V127H24ZM31 126V127H30ZM155 126V127H154ZM161 126H163V128L161 127ZM177 126V127H176ZM222 126V125H221ZM241 127H242V124L240 125ZM263 126V128H264V125H262ZM261 126V127H262ZM148 127H149V129H148ZM151 127V128H150ZM207 127H210V129L209 128H207ZM212 127V128H211ZM258 127H259V124H258ZM258 127H256L257 129H256V132L255 133H253L254 131H252V130H254V129H250V130H248V131H246L245 133L246 134H250V136L251 135H255V136H253V137H255V138H253L252 136H251V138H253L254 139V141L256 140V141H259V140H257L256 138H260L259 137V135L257 136L256 134H257V132H258V129L260 128H258ZM149 130H147V129ZM153 128H154V130H157L158 131V133H160V134H158L156 131H153ZM161 128V129H160ZM196 128H198V127H196ZM237 128V127H236ZM112 129V130H111ZM111 129L109 128V126L107 125H105V123H104V125H103V127L101 128V130H100V132H102L103 130H104V132H108V131H110V134H111V141H109V139L105 142V145H107L108 147L106 148L107 150H111V149H113L114 148V146H115V144H116V140L112 137V133H115V131L116 130H114V128H112L111 127ZM163 129V130H162ZM198 129H200V127L198 128ZM147 130V131H146ZM170 130H169V132H170ZM179 130H181V131H179ZM203 130H206V131H203ZM84 131L85 130H80L79 132H78V135H80V134H82V133H84ZM159 131H161V132H159ZM168 131V130H167ZM6 132V131H5ZM25 132V133H24ZM27 132V133H26ZM32 132H34V135H33V133ZM100 132H99V134H100ZM151 132H152V134H151ZM170 132V133H171ZM200 132V133H199ZM224 132L226 133L227 131H225L224 130ZM239 132V130L237 129V133ZM32 133V134H31ZM162 133V134H163ZM206 133L208 134L207 136H206ZM230 133L228 132V134H222V135H224V136H227V137H229L230 138V135H229ZM33 135V136H32ZM200 135V136H199ZM221 135V137H220V141H221V139H223V138H225L224 136H222ZM14 136H16V137H14ZM32 136V138H30ZM146 136V137H145ZM148 136V137H147ZM210 136H213V135H210ZM209 136V138L213 141V140H215V143L218 145V142L219 143H221L220 141H217V138L216 137H214V138H212V137H210ZM199 139H198V138ZM223 137V138H222ZM201 138V139H200ZM229 138H227V139H229ZM12 139V140H11ZM145 139H148L150 142H148V140L146 141ZM156 139H158V140H156ZM210 139H207V141H210ZM17 140H18V142H17ZM160 141V140H159ZM212 141H210L211 143V146L210 147H212L213 146V148H217L218 146H220V145H218V146H216V147H214L216 144L214 143V142H212ZM255 141V142H256ZM261 141H262V139H261ZM111 142V143H110ZM202 142H204V141H202ZM263 143H257L258 145H256L257 146V148H260L261 149V147L260 146H262V144H263V146H264V140L262 141ZM159 143V142H158ZM198 143V142H197ZM205 143V142H204ZM9 144V143H8ZM27 144V145H26ZM118 144V143H117ZM207 144H209V143H207ZM215 144V145H214ZM114 145V146H113ZM150 145V146H149ZM9 146H12V144L10 145L9 144ZM112 146H113V148H112ZM144 146V147H145ZM153 146V147H152ZM262 148H264V147H262ZM114 150V149H113ZM263 150V149H262ZM136 150H134L133 152H131V153H129L128 154V156L130 155H132L134 152H135ZM156 151V150H155ZM252 151V150H251ZM122 154V153H121ZM128 156H124L123 155V157H125V158H128ZM102 160L101 161H99L98 163H93V164H90V163H88V162H86V161H84V160H81V159H73V158H70V160H69V162L67 163V164H65L64 165V167L65 168H73V169H75V171L73 172V177H74V180H75V183H71V184H63V177L62 176H66L67 175V173H61V176H59L58 177V180L56 179V178H54V177H50V175H49V173H47L44 169H42V168H36L37 170H36V172H35V174L34 175H32L30 178L28 177V179H30V180H32V183H31V185H32V188H28L27 189V191H26V198L28 197V199H31L32 201H34L35 200V193H40L41 192V189H40V185H41V183H42V181H45L46 183V185H48V187H49V192H51L52 190H54V186L56 185H58L59 184V182H62V186H63V191L64 192H66L67 193V195H68V200H69V204H68V207L69 206H80V205H83V204H85V203H89V204H92V205H94V206H97V205H100V204H105V202L106 203H108V204H114L115 202H118V201H121V200H123V201H126V202H130V203H133L134 201L136 202V203H140L141 205H143V206H146V205H148L149 203H155L156 205H158V206H161V207H166V206H168L169 204H171V202L172 201H179L180 199H174L175 198V196H177L178 195V197L179 198H185V197H187V196H191V195H193V193H195V187L193 186V185H191V184H187V185H183L182 187H176V185H175V182H172L171 180H169L167 177V175L165 174V173H163V172H161V171H158V172H155V170H145V169H143V168H141V169H138V170H134V171H131V170H128V169H126V167L124 166V165H122L121 163H118V164H115V165H112V162L111 161H109V160H107V159H105V158H101ZM86 160H88V159H86ZM153 165L155 166V163H153ZM39 171V172H38ZM31 174H33V173H31ZM148 174V175H147ZM159 176V177H158ZM49 178V179H48ZM160 178V179H159ZM99 179V180H98ZM159 179V180H158ZM215 178H212L211 179V183H210V185H208L205 189H204V192L207 194V193H209L208 195H210L211 197H212V195H213V199L214 200H217V194H219V193H223L224 195H229V194H231L230 193V191L231 192H233V187H228V188H224V187H226L224 184H222L221 183V181H219V180H217V179H215ZM63 180V181H62ZM213 180H214V182L216 181V183H214L213 182ZM59 181V182H58ZM89 182V183H88ZM159 182H160V184H159ZM212 182H213V184H212ZM220 182V183H219ZM105 184H106V186H105ZM233 184V183H232ZM170 185V186H169ZM80 186V187H79ZM109 186V187H108ZM150 188H149V187ZM210 186V187H209ZM217 186H219V187H217ZM233 186H235V184H233ZM159 187V188H158ZM164 187V188H163ZM166 187V188H165ZM176 187V188H175ZM184 187H188L187 189H185ZM94 190H93V189ZM120 188V189H119ZM172 188V189H171ZM66 189V190H65ZM103 189V190H102ZM158 191H157V190ZM217 189V190H216ZM80 190V191H79ZM92 190V191H91ZM156 190V191H155ZM211 190V191H210ZM90 191V192H89ZM146 191V192H145ZM168 191H169V194H168ZM210 191V192H209ZM221 191V192H220ZM121 192H124V194L126 195V196H124V194L123 193H121ZM165 192V193H164ZM215 192V193H214ZM217 192V193H216ZM225 192H227V193H225ZM30 193H32V194H30ZM122 195H121V194ZM173 193V194H172ZM211 193V194H210ZM73 194V195H72ZM96 195V196H94V195ZM118 194V195H117ZM138 194V195H137ZM165 194V195H164ZM180 194H181V196H180ZM216 194V195H215ZM116 196V199H115V196ZM158 195V196H157ZM164 195V196H163ZM260 197H261V200L263 201L264 200V191H262V192H260ZM154 196V197H153ZM153 197V198H152ZM75 198V199H74ZM87 198V199H86ZM92 198H94V199H92ZM109 198V199H108ZM122 198V199H121ZM156 198V199H155ZM239 198H241V196L239 197ZM99 199V200H98ZM114 201H113V200ZM118 199V200H117ZM130 200V201H129ZM241 202H244V198L242 197L241 198ZM97 201V202H96ZM113 201V202H112ZM157 201V202H156ZM103 202V203H102ZM167 202H169V203H167ZM163 203V204H162ZM167 203V204H166ZM216 204V203H215ZM214 204V205H215ZM34 206L36 207V209H34V211H32V212H30L32 215H38V214H40V209H39V206H38V204L36 203V202H34ZM52 209V210H51ZM48 210V213H49V217H48V219H49V221L48 222H50L51 224H53V223H56L57 221H54V220H56V219H58L59 218V215H58V213L53 209V208H48L47 209ZM46 210V211H47ZM39 211V212H38ZM48 213H47V215H48ZM27 214H29V213H24V211H22L21 213H20V218L22 219V217L24 218ZM22 216V217H21ZM114 236V237H113ZM111 237H113V238H111ZM116 239V240H115ZM123 239V240H122ZM120 240L122 241L121 243H120ZM125 239L124 238H122V236L121 237H119V236H116V235H111L110 236V238L108 239V241H106V242H102V243H104V244H102V243H100L99 245H98V247H97V245L95 246V247H93L90 251L93 253L95 250H96V252L101 248H103L101 251L99 250V252L98 253H96V252H94L93 254H91L90 252H89V260L92 262L91 264H100V263H102V261H104L105 262V264H111V262L114 264V260H115V264H137V261H138V258H137V256H135V254L132 252V251H130L131 249L126 245V243H125V241H124ZM110 242V243H109ZM118 242V243H117ZM117 243V244H116ZM125 245H124V244ZM116 244V245H115ZM121 245V246H120ZM122 245H124V246H122ZM107 246H109V247H107ZM115 246H116V248H115ZM105 247V248H104ZM111 247V248H110ZM122 249H121V248ZM99 248V249H98ZM203 248H205L204 246L202 247V246H198V248H197V250L198 249H200L201 251H199V253L200 254H202V253H204L205 254V249H203ZM98 249V250H97ZM107 249H108V252H107ZM111 249V250H110ZM105 252H104V251ZM119 250V251H118ZM123 250V252L121 253L120 251H122ZM203 250V251H202ZM112 251V252H111ZM117 251V252H116ZM100 252H102V253H100ZM121 253L120 255L118 254V253ZM125 252V253H124ZM128 252V253H127ZM107 253V254H106ZM113 253H114V255H113ZM110 254V255H109ZM132 254V255H131ZM208 253L206 252V255H207ZM108 255H109V258H108ZM128 255V256H127ZM107 256V257H106ZM119 256V257H118ZM132 256V257H131ZM105 257V258H104ZM114 257V258H113ZM122 257H124V258H122ZM128 257V258H127ZM130 257V258H129ZM134 257V258H133ZM94 258H96L95 260H94ZM111 258H113V259H111ZM116 258H118L119 260H117ZM122 258V259H121ZM132 258V259H131ZM92 259H93V261H92ZM103 259V260H102ZM108 260V261H107ZM110 260H112V261H110ZM123 260V261H122ZM211 260V259H210ZM98 261V262H97ZM128 261V262H127ZM104 262L102 263V264H104Z\"/></svg>",
  "mask_w": 264,
  "mask_h": 264
}]
</instances>
